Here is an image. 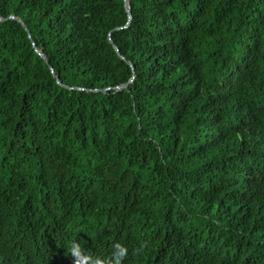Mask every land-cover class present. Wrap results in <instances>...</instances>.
Masks as SVG:
<instances>
[{
	"label": "trees",
	"instance_id": "1",
	"mask_svg": "<svg viewBox=\"0 0 264 264\" xmlns=\"http://www.w3.org/2000/svg\"><path fill=\"white\" fill-rule=\"evenodd\" d=\"M128 1L0 0V264H264V0Z\"/></svg>",
	"mask_w": 264,
	"mask_h": 264
},
{
	"label": "clouds",
	"instance_id": "2",
	"mask_svg": "<svg viewBox=\"0 0 264 264\" xmlns=\"http://www.w3.org/2000/svg\"><path fill=\"white\" fill-rule=\"evenodd\" d=\"M147 247L146 242H141L139 247L133 249V254L140 255ZM68 251L73 258V264H124L129 255L128 248L118 242L113 244L110 256L105 258L86 252L77 241L71 243Z\"/></svg>",
	"mask_w": 264,
	"mask_h": 264
},
{
	"label": "water",
	"instance_id": "3",
	"mask_svg": "<svg viewBox=\"0 0 264 264\" xmlns=\"http://www.w3.org/2000/svg\"><path fill=\"white\" fill-rule=\"evenodd\" d=\"M123 2H124V7H125V9H126V12L128 13V21H127V23H126V25H125V27H126V26L128 25V23H129V20H130V17H131V16H130V12H129V2H128V0H123ZM10 18L16 20V21L19 22V23H21L22 27L28 32L27 27L25 26V24H24L23 22H21L20 19H17V18H15L14 16H10ZM3 20H4L3 18H0V22L3 21ZM125 27H124V28H125ZM34 48H35V46H34ZM115 49H116V48H115ZM116 50H117V49H116ZM35 52L37 53V55H39V56H40V57L46 62V64H48V60L46 59L45 55H44L40 50H38V49L35 48ZM121 59L124 60L123 57H121ZM127 64L130 65L129 62H127ZM50 69H51V72L53 73V70H52L51 67H50ZM53 77L56 79L58 85H60V86H62V87H65V86H63V85L59 82V80L56 78V76H55L54 74H53ZM125 86H126V85H124V86H122V87H117L116 89H117V90H121V89H123ZM103 91H105V90H103Z\"/></svg>",
	"mask_w": 264,
	"mask_h": 264
},
{
	"label": "bare ground",
	"instance_id": "4",
	"mask_svg": "<svg viewBox=\"0 0 264 264\" xmlns=\"http://www.w3.org/2000/svg\"><path fill=\"white\" fill-rule=\"evenodd\" d=\"M129 2V1H128ZM124 3V2H123Z\"/></svg>",
	"mask_w": 264,
	"mask_h": 264
}]
</instances>
